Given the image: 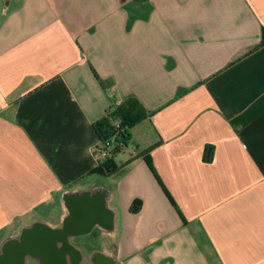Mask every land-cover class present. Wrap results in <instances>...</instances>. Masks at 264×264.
Instances as JSON below:
<instances>
[{"label":"crops","instance_id":"0c3cea01","mask_svg":"<svg viewBox=\"0 0 264 264\" xmlns=\"http://www.w3.org/2000/svg\"><path fill=\"white\" fill-rule=\"evenodd\" d=\"M263 28L264 0H0V246L90 190L108 213L70 238L85 253L264 264ZM126 96L153 114L102 175L93 123Z\"/></svg>","mask_w":264,"mask_h":264},{"label":"water","instance_id":"95a60500","mask_svg":"<svg viewBox=\"0 0 264 264\" xmlns=\"http://www.w3.org/2000/svg\"><path fill=\"white\" fill-rule=\"evenodd\" d=\"M89 192L82 191L81 205L71 210L59 226L41 228L35 224L23 228L18 237L6 239L0 246V264H27V258L40 264H115L114 259L99 250L85 253L70 242L77 232H88L95 224L107 225L105 194L92 200Z\"/></svg>","mask_w":264,"mask_h":264},{"label":"trees","instance_id":"16d2710c","mask_svg":"<svg viewBox=\"0 0 264 264\" xmlns=\"http://www.w3.org/2000/svg\"><path fill=\"white\" fill-rule=\"evenodd\" d=\"M261 43H264V28L262 30ZM152 114L153 112L145 109L139 99L135 96H126L121 100L114 97L111 104L106 109L105 114L93 123L94 131L98 137V144L94 149L95 154L104 148L107 140L114 137L113 147L109 150L106 158L98 162L94 172L102 175H110L125 170L134 159L122 165H118L115 162L114 157L128 146L130 140L129 130L144 119L152 116ZM114 120L118 122L117 126L114 125ZM148 151L149 150L145 151L140 156L146 158L150 168L156 175L149 158H147ZM212 155L213 147L211 145H206L204 148L203 160L205 162L211 161ZM167 196L174 204L171 197L169 195ZM140 203V200L137 199L132 202L130 208L132 212H137L139 210Z\"/></svg>","mask_w":264,"mask_h":264},{"label":"built area","instance_id":"2783aa9c","mask_svg":"<svg viewBox=\"0 0 264 264\" xmlns=\"http://www.w3.org/2000/svg\"><path fill=\"white\" fill-rule=\"evenodd\" d=\"M114 125L117 126L118 125V122L114 120ZM113 140H114V137H112L111 139L107 140L104 148H102L97 154V159H98V162L99 161H102L106 158V156L108 155V152L109 150L113 147Z\"/></svg>","mask_w":264,"mask_h":264},{"label":"rangeland","instance_id":"374dc122","mask_svg":"<svg viewBox=\"0 0 264 264\" xmlns=\"http://www.w3.org/2000/svg\"><path fill=\"white\" fill-rule=\"evenodd\" d=\"M126 149L123 150L122 153L115 155L116 156V160L120 161L123 157H124V153H126L125 151Z\"/></svg>","mask_w":264,"mask_h":264}]
</instances>
